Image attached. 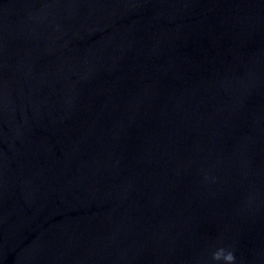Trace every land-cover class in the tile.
I'll use <instances>...</instances> for the list:
<instances>
[{"label": "water", "instance_id": "95a60500", "mask_svg": "<svg viewBox=\"0 0 264 264\" xmlns=\"http://www.w3.org/2000/svg\"><path fill=\"white\" fill-rule=\"evenodd\" d=\"M264 264V0L111 112L0 235V264Z\"/></svg>", "mask_w": 264, "mask_h": 264}, {"label": "clouds", "instance_id": "9594fccd", "mask_svg": "<svg viewBox=\"0 0 264 264\" xmlns=\"http://www.w3.org/2000/svg\"><path fill=\"white\" fill-rule=\"evenodd\" d=\"M213 259L215 261H224V264H234L235 256L231 251L224 248H220L213 253Z\"/></svg>", "mask_w": 264, "mask_h": 264}]
</instances>
